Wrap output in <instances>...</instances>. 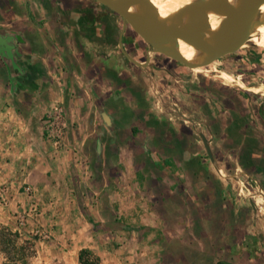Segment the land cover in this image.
<instances>
[{"label":"rangeland","instance_id":"obj_1","mask_svg":"<svg viewBox=\"0 0 264 264\" xmlns=\"http://www.w3.org/2000/svg\"><path fill=\"white\" fill-rule=\"evenodd\" d=\"M78 2L0 7V230L19 234L17 255L26 264H79L81 250L99 264H264V91L247 90L264 85V48L247 43L190 70L147 56L126 25L122 47L148 59L143 70L118 47L121 18ZM74 6L91 20L77 22ZM88 29L110 50L79 74L71 34Z\"/></svg>","mask_w":264,"mask_h":264},{"label":"water","instance_id":"obj_2","mask_svg":"<svg viewBox=\"0 0 264 264\" xmlns=\"http://www.w3.org/2000/svg\"><path fill=\"white\" fill-rule=\"evenodd\" d=\"M118 15L122 20L118 47L123 56L137 67L146 68L149 63L134 61L122 47V34L126 25L140 37L150 49L146 52L163 55L193 70L211 65L215 61L239 51L248 42L250 30L262 14L264 0H201L176 10L164 20H159L148 0H90ZM138 7L137 12L130 7ZM218 14L220 20L212 27L208 16ZM179 44L194 53L195 61L189 62L180 53ZM207 155L211 152L203 135H200Z\"/></svg>","mask_w":264,"mask_h":264},{"label":"crops","instance_id":"obj_3","mask_svg":"<svg viewBox=\"0 0 264 264\" xmlns=\"http://www.w3.org/2000/svg\"><path fill=\"white\" fill-rule=\"evenodd\" d=\"M39 1H41L45 5V7L47 8V10L48 9L51 10V8L53 9V6H55L54 0L53 1L52 0H39ZM61 1H67V2L70 1V2L75 3V4L82 3V2H78L80 0H61ZM23 2H24V0H0V7H3L4 10H5V9L9 8L11 4L12 5H18V6H20V5L23 4ZM74 7H73L72 10H70V12H71V14L74 17H77L78 18L77 19V22L84 21V23L86 24L87 22H89L91 20V19H89L90 16H88L86 13H82V12L78 11L79 9L77 8V6H74ZM46 17H48V19H49V14H46ZM14 20H16V21H18V20L23 21L25 19L22 18V17H16ZM100 33H102V32H100ZM70 34H69V36H70ZM62 36L63 35L60 34L59 35V38L60 39H64L65 36H63L64 38ZM71 37H74V39L76 40V46L75 47H78L81 50L79 52L77 50L78 49L77 48L76 49V52H77V55L78 56L77 55L75 56V60H76L75 63H79L80 64V68H82V70L79 71V74H81L83 70H84L85 73L88 72L87 71L88 66H89V68L92 67L91 66L92 61H93L92 58L95 57L96 54L98 55V54H100L101 51L107 52V51L110 50L109 49V46H99L98 44H94V42H92L89 39V38H96V39L99 38V40L107 41V39H106L107 36L104 35L103 33L102 34H99L98 31H96V30L94 31L92 29H88V30H85V31H83V30L82 31H78V32L75 31V32H73L71 34ZM58 47L60 48L59 45H58ZM59 48H56V49L58 50ZM45 51L46 50H44V52ZM46 53H48V52H46ZM63 58H64V56L62 55L61 56V59H63ZM143 70H146V68H143ZM74 74H75V72H74ZM89 76L92 77V75H89ZM100 81H101V79H100ZM174 82H177V81H174ZM133 87H135V86H133ZM170 87L171 88H176L173 85L172 86L170 85ZM215 90H219V88L218 89H215ZM188 91H189V89H188ZM184 92H186V91H184ZM199 93L200 94H203V95H208L203 90H200ZM208 96H211V95H208ZM215 108L217 110H219L218 105L212 107V109H215ZM252 111H253L252 113L254 114V112L256 111V108H255V110L253 108ZM225 115L228 116L229 114L228 113H225ZM225 115L218 114V115H215L213 117H214V119H216V122H217V119H218V122H219L220 121L219 119L225 120V117H226ZM216 122H215V124H216Z\"/></svg>","mask_w":264,"mask_h":264},{"label":"bare ground","instance_id":"obj_4","mask_svg":"<svg viewBox=\"0 0 264 264\" xmlns=\"http://www.w3.org/2000/svg\"><path fill=\"white\" fill-rule=\"evenodd\" d=\"M153 10L156 14V17L159 20H164L165 18L169 17L171 14H173L176 10L179 8H182L184 6H190L198 3L201 0H148ZM228 4H234L236 0H226ZM139 9L137 6L132 5L130 7V11L137 12ZM221 16L218 14H210L207 18V22L210 26H214L218 20H220ZM254 46H260L264 48V6L262 8V14L260 18L258 19L256 25L250 30L248 35V42ZM248 46L247 44L243 47ZM179 50L181 55L188 60L189 62L195 61L194 53L184 47L182 44H179ZM218 77L225 83H227L230 86H234L237 88H243L244 86L236 81L232 76L225 72L219 73ZM245 89V88H244ZM247 90L251 92H260L264 91V85H260L258 87H248Z\"/></svg>","mask_w":264,"mask_h":264},{"label":"trees","instance_id":"obj_5","mask_svg":"<svg viewBox=\"0 0 264 264\" xmlns=\"http://www.w3.org/2000/svg\"><path fill=\"white\" fill-rule=\"evenodd\" d=\"M20 236L17 232H12L8 229L0 230V253L4 255L3 264H26L25 258L17 255L19 246L16 240ZM79 264H99L97 258L91 257L88 250H81L77 255Z\"/></svg>","mask_w":264,"mask_h":264}]
</instances>
